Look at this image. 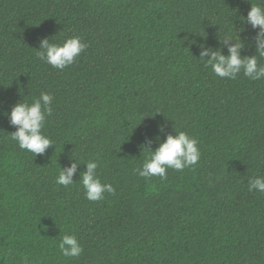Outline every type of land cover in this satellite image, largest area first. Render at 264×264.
<instances>
[{"label":"trees","instance_id":"16d2710c","mask_svg":"<svg viewBox=\"0 0 264 264\" xmlns=\"http://www.w3.org/2000/svg\"><path fill=\"white\" fill-rule=\"evenodd\" d=\"M257 3L0 0V264H264V193L248 191L264 176V80L220 78L199 60L200 45L227 55L226 34L254 55L257 30L240 17ZM74 36L88 47L64 70L36 55L41 39ZM42 92L54 145L35 157L10 140L8 114ZM175 130L198 141L197 164L135 174ZM71 157L74 183L57 185ZM89 160L115 194L85 198ZM66 234L80 256L60 254Z\"/></svg>","mask_w":264,"mask_h":264},{"label":"clouds","instance_id":"9594fccd","mask_svg":"<svg viewBox=\"0 0 264 264\" xmlns=\"http://www.w3.org/2000/svg\"><path fill=\"white\" fill-rule=\"evenodd\" d=\"M242 24L251 25L256 31L255 54L242 56L244 43L236 41L226 34L223 44L227 46V55L222 49L212 50L200 45L199 60L204 68L211 69L212 73L220 78L235 80L241 73L252 81L264 80V0L260 3L251 4L247 16H241ZM244 31V29L242 30ZM235 40L234 43L230 41ZM88 47L78 36L66 39L63 43H50L49 39H41L40 47L36 53L38 58L57 70H64L72 65L82 52ZM54 97L48 92H42L38 98L31 103L18 102L8 114L9 122L16 128V131L9 133L10 140L19 149L36 156H43L46 150L54 145L52 140L43 134L42 129L45 122L53 113L52 103ZM163 131V126H161ZM159 141V137L157 138ZM148 155L145 157L142 166L133 171L139 177L150 180L152 177L167 179V169L183 171L186 168L194 167L200 160L201 152L198 141L184 131H176L175 135L168 134L159 146L152 150L145 147ZM67 168H60L55 178L57 185L68 187L74 183L73 176L77 173L80 165L75 159ZM86 170L80 173V183L84 190L85 198L89 201H101L104 194H115V188L110 183H102L97 169L96 160H89L85 164ZM257 190L264 193V176H256L248 182V191ZM60 254L66 258L78 257L83 252V247L75 235H63L58 243Z\"/></svg>","mask_w":264,"mask_h":264}]
</instances>
